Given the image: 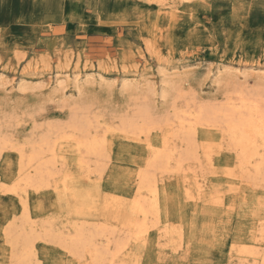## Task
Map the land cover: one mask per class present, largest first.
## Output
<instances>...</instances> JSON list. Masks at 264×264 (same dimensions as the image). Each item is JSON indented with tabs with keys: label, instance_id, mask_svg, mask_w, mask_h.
I'll list each match as a JSON object with an SVG mask.
<instances>
[{
	"label": "rangeland",
	"instance_id": "374dc122",
	"mask_svg": "<svg viewBox=\"0 0 264 264\" xmlns=\"http://www.w3.org/2000/svg\"><path fill=\"white\" fill-rule=\"evenodd\" d=\"M59 72L63 92H55ZM241 86L264 92V0H0L2 136L20 144L39 140L50 125L69 124L83 112L98 121L94 125L99 130L94 126L91 134L106 131L107 167L103 176L92 173L89 179L71 139L58 132V138L53 136L59 175L46 190L28 191L31 221L41 232L42 226L73 231L82 221L94 231L100 222L111 240L125 243L121 256L112 259L104 252L103 264H237L241 257L251 264L254 254L264 251V187L245 179L228 182L223 156H215L214 170L203 166L194 173L192 166L184 173L158 172L159 226L151 218V229L139 241L135 230L125 227L135 218L142 221L130 211L135 182L151 156L147 142L158 145L164 133L156 129L146 139L117 132L122 121L134 119L139 111L163 118L176 103L187 110L185 94L197 104H220L227 92ZM136 122L143 124L139 118ZM155 124L158 128L161 123ZM67 130L64 134L69 135ZM1 155L0 183L11 186L18 178L19 154L11 150ZM204 179L205 195L190 199L187 189ZM3 194L0 264H10L6 229L20 219L23 209L18 196ZM81 194L92 198L86 206L74 203ZM165 229L171 236L163 235ZM56 239L38 240L28 264H94L89 253L63 250L62 240ZM101 239L95 244L102 245Z\"/></svg>",
	"mask_w": 264,
	"mask_h": 264
},
{
	"label": "bare ground",
	"instance_id": "6f19581e",
	"mask_svg": "<svg viewBox=\"0 0 264 264\" xmlns=\"http://www.w3.org/2000/svg\"><path fill=\"white\" fill-rule=\"evenodd\" d=\"M61 75H62L61 72L56 74L55 80L58 83L55 87V92H59L64 89L65 85L63 86V84L61 83L59 79ZM77 87H78L77 89H79L78 84H77ZM163 92L164 94H166V90H163ZM189 95L191 94H185L184 96L186 99V103H187V104L185 103L187 110L190 106H193V105L195 106L194 108H192V111L190 112L184 109L183 110L179 109L177 108V105H176L177 103L176 104L172 103L173 104L171 108L172 113H168V115L164 116L163 118H153L150 115L145 116L144 113L139 111L140 113L137 114L134 119L132 118V119L123 120L122 126L116 129L117 132L119 129L121 133L130 132L131 134H134L140 138L141 136H144L146 139L149 137L150 133H152L153 131L155 132L156 129L164 133L162 135L161 143H159L158 145L152 146L147 142L146 145L151 148V151H150L151 156L148 160L146 170L144 169L145 172L143 171L142 174L138 173L139 176L136 178V182H135L136 191H135V195H134V199H133L130 211L133 212V216L138 215V218L141 217L142 221L139 222L138 219L135 218L134 220L128 221L127 222L128 224H126L125 227L127 226L130 229L133 228L135 230L134 236L136 237V239H138V241H139V238L142 235H144L147 232V230L150 228V226L148 228V224H150V222L155 221V219L153 221L151 220V218H156L155 223L157 222L159 223V220H157V218L159 216V203L160 202H159L158 186H157V181H156L157 180L156 174H158V172L161 173V172L169 171L171 169L170 173L176 172L177 174V173L183 172V170L186 167L190 169V167L192 166H195L194 173L197 171V169L198 170L203 169L202 168L203 166H205L207 170L209 169L214 170L213 167L215 166L217 157L219 156L220 158H222L221 156H223V158L227 160L224 165L226 166L225 175L228 178V182H231L235 185L237 181H239L238 179L240 180L245 179L246 182H249L256 187L257 186L262 187L261 190L264 187V92L260 89V87H256L255 89L251 90L247 86L245 87L241 86L239 89H236L235 91L227 92L226 99L222 103L213 104V105H207L203 103L197 104L194 101V97L193 96L189 97ZM81 114L82 113H80L79 116L75 114L73 122L69 124L65 125V124L56 123L55 125L53 124L54 126L50 125L49 130L45 133V135L41 139L32 140V142L27 141L21 144L16 143L12 140V136L10 137L11 139L5 138L7 135L5 136L4 134L2 136L1 131H0V156H2L1 154H3L5 151H11V150L14 152L16 151V153L19 154V171H18L17 180L11 186H7V185L0 183V192H3L4 194L8 193L10 195L12 193L18 196V198H20L19 201L21 202L22 204L21 206L23 209L20 219L18 218L19 219L18 221L16 222L14 221L13 223H11L12 225H10L9 227L7 226V229H6L5 235H6L7 241L6 240L5 241L8 242L11 246V247L9 246L11 248L10 264H28L29 262L33 261L35 254H36L35 244L38 240H44L47 242H50L51 240L53 242L54 240V242H56L58 241L56 238H58L62 240L63 242L62 244L63 250L67 249L68 251L72 253L87 252L91 256L92 263L94 264H100V263L103 264L104 259H106L105 257L106 255L103 254L104 252H108L107 254H110L112 256V259H114L118 255L121 256L120 254L121 250L125 248V243L123 239L122 241L121 240L115 241V239L111 240L112 234H110V232L108 231L109 229L106 230V228H100L99 226L100 222L98 226H96L94 231L91 230L93 228L87 229L85 227L84 221H82L83 224L80 223L79 225L76 223L75 225H73L75 226V230L72 229L73 231L69 230L68 232H65L63 229V231L59 230V232H56L57 230H55V228L53 230L52 228L53 226L51 227L49 225L50 227L48 228H46L45 226H42L45 229H42L43 232H41L40 231L41 229L40 230L36 229L38 225L34 226V222H33L34 220L31 221L32 220L31 215H30V212L27 206L28 200H26L28 199L26 198V196H28L27 195L28 191L32 190V191H35L36 193L37 191H41L43 189L46 190L47 188L52 186L53 179H55L59 175V172L57 171L58 163L56 161L57 160L56 158L58 157H55L56 156L55 139L53 140L54 138L53 136H55L57 132L58 134L61 133V136L63 138L64 137L68 139L70 138L71 142L74 143V147H75L74 150L77 153L76 158L79 160L80 167L83 170H85L86 176H88V179H89V176H94V174H97V176L99 177L103 176L102 173L105 167H107L105 165H106V160L108 158V156L105 153L106 151L105 137L106 136L104 134H106L105 133L106 131L104 132L103 130L104 132L103 135L102 134L98 135L95 133H94L95 135L91 134V130L94 128V126L96 127V125H94L95 121L90 120L84 112L82 115ZM137 118L141 119L143 124L141 125L138 124L136 122ZM96 119L97 118H95V120ZM9 121L11 122L13 120H8V122ZM157 121L161 123L160 127L158 128L156 127V124H155V122ZM97 122L98 121H96L95 123ZM6 125H8V123ZM99 127L103 128L100 125ZM96 128L99 130L98 127ZM67 129L71 131L69 135L64 134L65 133L64 131ZM130 133L129 135H131ZM204 136L206 137L204 138ZM56 137L57 136H55V138ZM66 138L64 140H66ZM68 141L69 140H67V142ZM220 151H223V152H220ZM189 164H192V165L188 166ZM63 165L64 163L62 164V166L59 164V166L62 167L61 169H63ZM61 169L59 168V170ZM92 173L94 174L90 175ZM209 173H213V172L211 171ZM236 173H240L241 176L236 175ZM66 176H67V173H66ZM203 176H204V173H203ZM70 178L72 177L70 176ZM205 179L203 181L201 180L200 184L196 182V184L193 185L192 188L190 187L187 189L188 191L187 194L190 199L198 200L199 197H202L203 195H205L202 193V188L204 187V184H206ZM236 179L237 181H235ZM63 184L65 185V183ZM64 188H67V187H64ZM57 190L59 191V189ZM193 191L196 193L198 192L197 197L195 196V194L193 196ZM81 195L82 196H78L76 198V201L74 203L80 204V205L84 204V206H86V204H88V202L92 198L88 194L86 195L81 194ZM64 199H65V196H64ZM218 200H220L219 197H215L213 199L215 203H217ZM64 203L65 202H63V204ZM76 204H74L75 212L79 214L82 211L80 212L79 210H77L78 205ZM108 207H110V205ZM129 213L130 212H128V214ZM123 217L125 216L123 215ZM41 220L44 221L43 219ZM48 224H49V221H48ZM263 225L264 224L262 223V227H261L262 231H264ZM152 227L154 226L152 225ZM117 229L119 230V228ZM165 230H163L165 231L163 235L171 236L170 234L172 232L171 231L168 232L167 229ZM262 231L260 232L261 239L264 236V232ZM122 232L123 231H120V233ZM128 234L129 233L127 232V236H129ZM97 237H100V239L102 238L101 239L102 242L104 240L102 245L100 243H99L100 245L95 244V241H96L95 239ZM176 241L178 242V238ZM136 242L134 240V243ZM112 243H114L115 249L110 250ZM49 245H51V243H49ZM243 248L242 247L240 248L241 251ZM254 248H257V247L253 246L252 249ZM260 252L261 251L259 250L257 251V253L255 254L253 253L255 255V258L252 259L253 263L251 264H258V263L264 264V251L261 253ZM246 253L247 252H245V254ZM243 254L244 253H242V255ZM125 255L123 256L125 257ZM108 258H111V257H108ZM238 261H237V264H249L250 263L249 262L250 260L243 258V257H241ZM37 262L39 263L38 260ZM126 262L128 263V261ZM231 262L232 261H230V263ZM123 264H125V262Z\"/></svg>",
	"mask_w": 264,
	"mask_h": 264
}]
</instances>
